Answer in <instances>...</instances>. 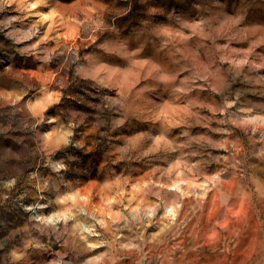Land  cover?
<instances>
[{"label":"clouds","instance_id":"clouds-1","mask_svg":"<svg viewBox=\"0 0 264 264\" xmlns=\"http://www.w3.org/2000/svg\"><path fill=\"white\" fill-rule=\"evenodd\" d=\"M0 264H264V0H0Z\"/></svg>","mask_w":264,"mask_h":264}]
</instances>
